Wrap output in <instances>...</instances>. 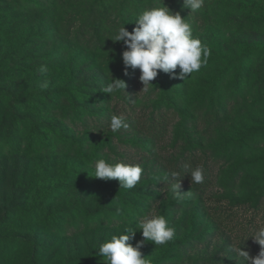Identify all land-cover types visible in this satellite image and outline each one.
<instances>
[{
	"label": "rangeland",
	"instance_id": "1",
	"mask_svg": "<svg viewBox=\"0 0 264 264\" xmlns=\"http://www.w3.org/2000/svg\"><path fill=\"white\" fill-rule=\"evenodd\" d=\"M103 1L102 14L92 18L93 0H57L49 17L34 20L42 31L34 62L21 69L17 75L25 73L20 79L0 83L31 109L46 107L53 91L63 88L67 64L74 59L71 87L101 101L78 104L76 116L70 111L67 118L61 116L62 122L49 117L57 131L41 130L53 143L49 152L42 149L41 157L11 152L8 139L0 135V264H85L89 259L90 264H104L99 245L112 235H127L124 231L135 228L138 218L153 208L175 228V236L164 246L144 243L140 251L152 264H246L230 248L241 245L250 257L256 256L260 248L249 236L264 226V89L255 94L263 87L255 81L264 69V0H204L195 12L163 0V6L180 12L211 55L184 81L158 70L147 91H141L139 69L128 68L124 74L123 42L111 39L124 24L131 32L137 14L160 6V0ZM6 46V40L0 43V58ZM49 61L63 62L65 75H40L38 66ZM244 73L245 87L252 92H245L244 100L233 98L220 123L207 129L202 94L215 80L217 104L224 105L232 95V79ZM111 78L125 83L124 93H105ZM45 79L49 86L42 89ZM81 105H90L101 116L87 118ZM156 110L172 120L160 142L150 140L141 128ZM112 114H124L129 127L111 131ZM20 145L24 151L27 142ZM191 153L202 159L204 181L195 184L179 177L185 195L174 199L163 177ZM99 158L138 163L143 169L140 182L124 189L117 180L95 178L92 164ZM141 239L137 231L128 243L135 246Z\"/></svg>",
	"mask_w": 264,
	"mask_h": 264
},
{
	"label": "clouds",
	"instance_id": "2",
	"mask_svg": "<svg viewBox=\"0 0 264 264\" xmlns=\"http://www.w3.org/2000/svg\"><path fill=\"white\" fill-rule=\"evenodd\" d=\"M203 3L204 0H183V8L195 12L203 6ZM134 22L136 26L131 32L125 29L124 24L115 30L111 40L123 42L125 50L121 53V59L125 68L124 74L127 75L128 68L139 69V81L143 85L141 91L153 87L149 82L157 77L158 70L169 74L170 78L184 81L207 64L211 55L210 48L202 44L198 37L193 36L191 25L181 17L180 12L174 13L163 6V0H160V6L150 7L138 13ZM177 69H179L178 73H176ZM37 71L40 75L46 76L49 68L41 64ZM40 86L42 89H47L49 81L45 79ZM125 87L122 80L111 78L104 91L109 95L121 91L124 93ZM128 127L129 123L124 114L110 116L111 131L118 132ZM92 168L95 178L117 180L119 188L124 189L134 188L140 182L143 172L138 163L130 164L122 161L110 163L104 158L96 159ZM179 175L178 172L172 171L163 177L174 199H182L185 195L180 192ZM189 176L193 183H202L204 168L197 166L190 169ZM137 231L141 233L142 239L133 246L128 241ZM124 232L128 234L112 235L110 239L99 245L98 256L103 258L104 264H152L151 260L143 257L140 251L144 243L150 241L155 246H164L175 236V228L169 226L168 220L155 208L141 215L135 228H128ZM249 237L260 248L256 256L250 257L247 251L242 250L241 245L230 248L231 252L242 258L246 264H264V226L256 228Z\"/></svg>",
	"mask_w": 264,
	"mask_h": 264
},
{
	"label": "trees",
	"instance_id": "3",
	"mask_svg": "<svg viewBox=\"0 0 264 264\" xmlns=\"http://www.w3.org/2000/svg\"><path fill=\"white\" fill-rule=\"evenodd\" d=\"M170 1L171 0H169V2ZM88 2H91V0H88ZM103 2V0H93V3L89 4V9L91 10L90 16H92V18L97 17L100 12L99 10L105 5ZM172 2L183 3V0H172ZM56 5L57 0H0V6L4 7L3 11H0V43L6 40L8 44L2 58H0V83L20 79V75L25 73L23 71L20 75H17L22 71L21 69H27L28 66L34 62V56L40 52L35 46V43L37 44V40H39L42 35L40 26L34 25V20H41L49 17L50 12L55 10ZM45 9L48 10L45 11ZM101 14L100 12L99 15ZM95 23L96 22H94V25ZM93 28L94 46L97 47L99 45V27L95 26ZM11 48L14 49L11 50ZM53 55V53L47 54L46 57L50 58ZM15 60H17L16 63ZM74 62V59L68 62L67 66H69L70 70L66 73L67 78L63 82L64 86L63 88L53 91L51 94L52 96L49 97V105L46 107L40 105L31 109L28 105L22 104L23 99H20L21 95L18 94L16 96L15 93H9L8 95L6 91L0 88V135L8 139L7 144L11 145V152L21 153L27 157H41L42 155L40 153H42L43 148H45L46 152H49L47 150L53 147V143L49 141L50 139L43 133L44 131L41 130L47 129L51 132L57 131V127L54 123L48 121L50 118L51 120H56L54 118L59 117L62 122L65 119L61 116L67 118V114L70 111L74 110L73 116H76L74 108L77 109L78 104L91 102L89 104L94 106L97 105L98 102H101L96 100L97 97L80 93L75 87H71L74 82L73 73L75 72V67L72 66ZM45 64L47 65V63ZM47 66L49 72L52 71L55 77L61 78L65 75L63 62L58 64V61H49V65ZM85 66H87V64L83 65V67ZM83 67L80 66V69L82 70ZM10 68H15V71L13 73L10 72ZM49 74L50 73L47 75ZM76 74L78 73H75V75ZM223 76L225 77V75ZM241 79L244 80V82H241ZM245 80H247L246 73L232 79V85H230L232 88V95L225 99L224 105L217 104L216 97L219 95V84H216L215 80L206 88V91L201 96V101L207 106V129L215 128L220 123L228 112L227 106L233 104V98L242 97V100H244L247 98L245 97V95H247L245 92H252V87L247 91V83L245 84ZM255 82H258L255 84H262L263 86L256 89L255 94H258L260 90L264 89V69H262L260 80ZM221 83L222 81L220 80V84ZM16 85H18V83H16ZM165 104L166 107L171 105L170 101L167 99L165 100ZM81 106V108H86V105ZM86 109L85 115L87 118L99 119L101 116L100 112L93 113L90 105ZM158 110L151 113L150 119L141 126L148 138L154 142H160L167 136L168 127L172 123V120L165 113H160L161 110ZM21 113H24L23 117L11 118L12 114L18 115ZM25 136H28V139L25 140ZM23 140L27 142V145L24 151H20V143ZM47 145H49V147H45ZM61 155H63V153ZM201 161V157H196L194 153L186 155L177 165L176 172L180 174V178L188 180L190 179V169L200 166ZM90 263V259L85 261V264Z\"/></svg>",
	"mask_w": 264,
	"mask_h": 264
}]
</instances>
